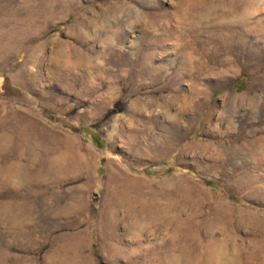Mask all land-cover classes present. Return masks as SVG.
<instances>
[{
	"label": "rangeland",
	"instance_id": "obj_1",
	"mask_svg": "<svg viewBox=\"0 0 264 264\" xmlns=\"http://www.w3.org/2000/svg\"><path fill=\"white\" fill-rule=\"evenodd\" d=\"M0 264H264V0H0Z\"/></svg>",
	"mask_w": 264,
	"mask_h": 264
},
{
	"label": "bare ground",
	"instance_id": "obj_2",
	"mask_svg": "<svg viewBox=\"0 0 264 264\" xmlns=\"http://www.w3.org/2000/svg\"><path fill=\"white\" fill-rule=\"evenodd\" d=\"M113 195V194H112ZM121 208V207H120Z\"/></svg>",
	"mask_w": 264,
	"mask_h": 264
}]
</instances>
